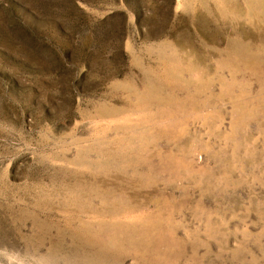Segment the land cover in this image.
Listing matches in <instances>:
<instances>
[{"label": "rangeland", "instance_id": "374dc122", "mask_svg": "<svg viewBox=\"0 0 264 264\" xmlns=\"http://www.w3.org/2000/svg\"><path fill=\"white\" fill-rule=\"evenodd\" d=\"M0 264H264V0H0Z\"/></svg>", "mask_w": 264, "mask_h": 264}]
</instances>
